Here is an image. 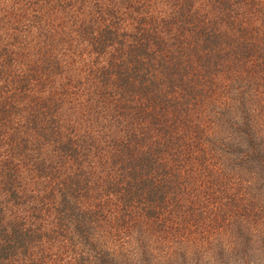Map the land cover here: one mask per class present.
<instances>
[{
	"label": "trees",
	"instance_id": "obj_1",
	"mask_svg": "<svg viewBox=\"0 0 264 264\" xmlns=\"http://www.w3.org/2000/svg\"><path fill=\"white\" fill-rule=\"evenodd\" d=\"M2 149L0 264H204L264 176V0H0Z\"/></svg>",
	"mask_w": 264,
	"mask_h": 264
},
{
	"label": "rangeland",
	"instance_id": "obj_2",
	"mask_svg": "<svg viewBox=\"0 0 264 264\" xmlns=\"http://www.w3.org/2000/svg\"><path fill=\"white\" fill-rule=\"evenodd\" d=\"M154 5V3H153ZM174 16V13H172L171 17ZM170 17V18H171ZM170 21V20H169ZM172 23V21H170ZM169 26V25H167ZM140 53L142 54L143 61L145 58H147L141 50ZM150 58H147L143 61L142 64L146 63V67H149L150 62H154L153 56H148ZM140 61V62H141ZM96 65V62L94 63ZM96 68V67H95ZM157 72V69H156ZM158 72H162L158 70ZM77 85H81L78 87L82 88V98L81 102L84 100H87V95H95L93 92L89 93L87 91V87L83 84L76 83ZM131 91L132 89L129 88ZM101 92L97 93L96 96H100ZM228 94V93H227ZM131 95V94H130ZM117 100L120 98L118 96H115ZM107 98H102L99 103H94L91 107H89L88 112H93L94 110H98L97 108L103 107L102 116L101 117H93L96 119V121L101 122L103 118L108 117V111H109V105H107ZM131 99L129 96L127 99H120V105H118L115 109H113V116H116L118 114V111L121 108V104H127V101ZM80 110H81V103H80ZM108 122V121H105ZM18 123L16 122V125ZM99 125L97 124L95 127L98 128ZM107 125V124H104ZM103 125V126H104ZM102 128V126H101ZM99 129V128H98ZM102 130V129H101ZM106 133V132H105ZM13 135V132H12ZM9 136L7 138V141L11 138L14 139V137ZM103 146V143H101ZM4 149L0 151V154H3ZM163 153H158L159 155H163L164 158H171L166 150H162ZM181 161V160H180ZM178 163V160H177ZM173 167L175 161L171 159L170 163ZM179 170V169H178ZM248 174H245V176ZM259 178L252 179L250 176L246 177V184L243 186L242 190L246 189V193L244 194V202L245 203H253V205H250V209L244 210L240 208L242 205L241 203L237 202H230L229 208L227 209L228 213L230 212L233 219H228L225 225L222 227V231L220 234H218L215 239L204 243V248L202 244L203 249H199V251H202L203 253L197 258L201 262V260H204V264H264V176L261 174H257ZM160 177L163 178V173L160 175ZM93 190L91 192H94L95 194L91 193V199L90 203H95L97 199L101 196L100 190L103 189V187L99 184H95L93 187ZM242 200V199H241ZM79 202L82 203V205H86V201L84 198H79ZM239 205V206H238ZM235 206H238L236 208ZM191 210V209H190ZM201 214L197 213L195 214L194 218H200L199 221L196 222V226H192V233L189 234L191 238H198L201 236V232L208 231V228L211 226V209L208 206L207 203H203L202 209H200ZM237 211L239 212L237 214ZM251 212V213H247ZM227 215H225L226 217ZM231 218V216L229 215ZM193 218V219H194ZM227 218V217H226ZM226 221V220H224ZM231 221V223H229ZM194 225V224H193ZM240 225L241 228L237 229V226ZM208 236V235H207ZM206 236V238H207ZM202 238V237H201ZM167 245L168 242L166 241ZM244 245V247L242 246ZM160 248H163V245H160ZM237 248L240 250L238 254H236ZM221 257H219V254ZM196 260L193 262L195 264ZM239 262V263H238Z\"/></svg>",
	"mask_w": 264,
	"mask_h": 264
}]
</instances>
